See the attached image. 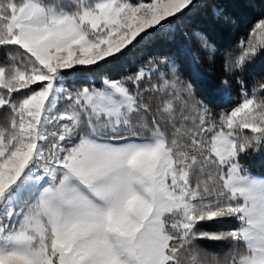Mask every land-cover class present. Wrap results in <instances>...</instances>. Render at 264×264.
<instances>
[{"label":"snow or ice","instance_id":"6c2138e0","mask_svg":"<svg viewBox=\"0 0 264 264\" xmlns=\"http://www.w3.org/2000/svg\"><path fill=\"white\" fill-rule=\"evenodd\" d=\"M194 7L0 0V264H264V176L243 162L251 150L264 163V79L251 92L244 79L264 13L223 54L217 95L240 86L230 109L196 97L201 55L187 48L112 75L130 45L173 43ZM192 37L209 62L221 55Z\"/></svg>","mask_w":264,"mask_h":264},{"label":"trees","instance_id":"16d2710c","mask_svg":"<svg viewBox=\"0 0 264 264\" xmlns=\"http://www.w3.org/2000/svg\"><path fill=\"white\" fill-rule=\"evenodd\" d=\"M150 2V0H144ZM196 7L178 22L175 41L170 44L154 43L145 45L141 43L135 48L130 45L125 51L127 56L123 57L115 65L110 66L113 76H119L125 72H135L137 67L152 56L159 54H175L181 47L190 49L193 55H201V78L193 80L195 95L199 100L204 101L214 113L221 109H230L239 102V85L232 81V96L230 102L223 101L217 95L219 81L225 76L223 61L225 53L231 52L233 56L238 54L236 45L241 37L247 39L249 29L256 20L264 13V4L260 0H195ZM214 10H219L221 16L217 18ZM227 18V19H226ZM174 19V18H173ZM199 32L216 48L221 55L217 56L214 62H209L203 53H200L192 34ZM179 71L185 81L191 79L187 69V61L183 56L178 59ZM229 79H231L229 77ZM246 87L251 92L255 81L264 79V54L259 55L248 66V74L244 77ZM244 164L249 167L253 174L264 176V163L258 154L243 157ZM234 224L226 223L221 225H207L209 231H216L220 228H232ZM201 246L209 253H224L228 245L226 243H214L201 241Z\"/></svg>","mask_w":264,"mask_h":264},{"label":"rangeland","instance_id":"374dc122","mask_svg":"<svg viewBox=\"0 0 264 264\" xmlns=\"http://www.w3.org/2000/svg\"><path fill=\"white\" fill-rule=\"evenodd\" d=\"M195 1V0H194ZM139 39V38H138ZM135 43V42H134ZM182 75V74H181ZM255 175H257V174H255ZM260 176V175H259Z\"/></svg>","mask_w":264,"mask_h":264}]
</instances>
